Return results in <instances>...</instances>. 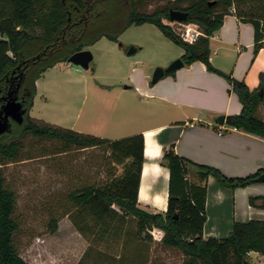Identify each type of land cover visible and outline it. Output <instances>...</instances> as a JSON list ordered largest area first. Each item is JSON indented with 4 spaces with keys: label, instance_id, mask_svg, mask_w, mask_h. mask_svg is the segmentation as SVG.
I'll return each mask as SVG.
<instances>
[{
    "label": "trees",
    "instance_id": "trees-1",
    "mask_svg": "<svg viewBox=\"0 0 264 264\" xmlns=\"http://www.w3.org/2000/svg\"><path fill=\"white\" fill-rule=\"evenodd\" d=\"M105 1L0 0V88L4 89L5 96L8 88L4 87L2 79L11 73L21 60L31 59L39 51L54 43L60 44L64 31H67L66 37H69L67 43L63 44V49L67 48L64 50L67 52L66 55L42 66L33 75L31 93L24 106L27 109L24 123L20 125L13 122L12 126H23L24 133L34 137L61 140L65 146L87 148L106 145L110 150L111 160L122 165L123 171L120 175L114 174L102 184L85 185L68 194L69 202L81 216L92 214L96 219H102L110 216L112 207L117 206L126 215L138 220L142 233L146 228H161L164 231L162 242L183 252L185 260L181 264H249L245 261L251 251L264 256V220L235 221L226 237H203V227L207 218L208 178L213 176L221 185L230 188L245 187L259 183L257 179L264 174V168L245 176H227L214 166L180 156L171 146L165 151L161 161L170 172L168 206L165 211L152 213L138 206V187L144 162L142 133L119 139L102 138L44 121V124H39L29 114L33 106L36 79L48 67L60 61H67L72 53L82 50L81 47H73L68 51L70 45L83 40L86 33V36L94 34L96 30L88 44H94L102 36L117 40L118 33L126 27L149 23L155 25L164 36L184 50L181 58L185 64L202 61L209 72L218 74L228 81L242 104L239 114L226 116L225 123L228 127L264 138V119L257 115V110L264 103L263 79L259 88L251 90L243 80L215 68L210 62L209 41L214 31L221 27L225 15L230 14V9L233 8L234 14L241 21L254 25V52L257 54L264 43V0H175L173 7H164L151 13H139L132 6L128 20L115 32H110L105 27H96L97 16ZM130 1L133 4V1ZM183 4L186 5L182 6ZM174 8L188 13L184 23H193L202 29L203 35L196 41L188 42L183 39L171 24L163 21L170 20L169 11ZM78 10L86 13L89 11L85 17L88 26L83 23L77 24L80 20ZM91 28L94 29L90 31ZM173 73H167L165 76ZM22 148L23 143L19 139L7 141L3 139V135L0 136V164L4 160L17 159ZM191 172L195 173L196 182L190 178ZM258 200H263L264 207L263 196L250 197V204L256 205ZM15 203V193L7 187L0 167V264H30L19 254L13 241L18 228L12 217ZM75 226L80 233L85 234L84 226L77 221Z\"/></svg>",
    "mask_w": 264,
    "mask_h": 264
},
{
    "label": "rangeland",
    "instance_id": "rangeland-1",
    "mask_svg": "<svg viewBox=\"0 0 264 264\" xmlns=\"http://www.w3.org/2000/svg\"><path fill=\"white\" fill-rule=\"evenodd\" d=\"M132 1L133 4L130 0H106V4L103 3L106 8L102 5L97 16L96 27L115 32L128 20L132 6L139 13H151L164 7L171 8L175 2ZM163 21L171 24L188 42H194L192 33L196 30L202 32L193 23ZM96 32L68 47V51L81 47L93 53L89 69L67 61L59 68L46 69L39 81L35 106L29 113L35 117L34 121L70 128L75 123L78 126L83 124L85 116L93 119L97 96L87 82L92 78L112 85L110 99L118 95L120 101L113 111L114 119L122 114L119 107L123 103L132 105L131 113L135 116L148 105L136 99L133 88L124 89L125 85L131 86L129 78L135 73L132 72L133 67L153 75L157 67H167L184 53L180 46L149 23L126 27L118 33L117 41L102 37L99 43L88 44ZM64 35L63 32L61 38L68 41ZM131 46L138 49L128 55L127 50ZM64 50L67 48L64 47L58 57L66 55ZM58 57L42 63L41 67ZM257 115L264 119V103L257 110ZM224 125L228 127V124ZM109 135L119 137L115 133ZM3 139H19L23 143L20 156L15 160L1 161L0 167L7 187L16 197L12 217L18 228L14 233V245L30 264H181L185 260L179 248L162 242L164 231L161 228H146L142 233L138 220L117 206L112 207L110 216L96 219L92 214L81 216L71 205L69 193L85 185L102 184L114 174L122 173V165L111 160L106 145L87 148L65 146L58 139L24 133L23 126L18 125H13L9 132L3 134ZM75 221L84 226L85 234L78 231ZM247 262L264 264V256L250 252Z\"/></svg>",
    "mask_w": 264,
    "mask_h": 264
},
{
    "label": "crops",
    "instance_id": "crops-1",
    "mask_svg": "<svg viewBox=\"0 0 264 264\" xmlns=\"http://www.w3.org/2000/svg\"><path fill=\"white\" fill-rule=\"evenodd\" d=\"M254 33L252 23L241 21L231 12L225 15L221 27L209 38L211 64L243 80L251 90L259 88L262 79L264 81V43L255 54ZM102 37L94 44L99 43ZM65 63L60 61L48 68L56 69ZM45 71L35 81L33 106L29 113L35 106L39 81ZM134 71L129 78L131 86L125 85L124 89L133 88L136 99L148 105L143 111L133 116L132 105L123 103L119 107L122 114L114 119L113 111L120 101L118 95L110 99L112 85L92 78L87 82L97 96L94 118L85 116L83 124L78 126L75 123L69 129L108 139L137 133L144 135V162L138 187L140 208L152 213L167 209L170 172L161 161L171 146L180 156L214 166L227 176H245L264 168L263 137L213 120L219 114H239L242 104L228 81L209 72L204 62L185 64L156 84H151L152 75L144 69L133 67ZM227 128L230 130L219 133ZM109 133L119 134V137H110ZM190 178L197 181L194 172ZM255 196L264 197V182L230 188L210 176L203 237H226L235 221L264 220L263 200L256 201V205L250 204V197ZM251 253L258 254L256 251Z\"/></svg>",
    "mask_w": 264,
    "mask_h": 264
},
{
    "label": "water",
    "instance_id": "water-1",
    "mask_svg": "<svg viewBox=\"0 0 264 264\" xmlns=\"http://www.w3.org/2000/svg\"><path fill=\"white\" fill-rule=\"evenodd\" d=\"M214 3V2H211ZM171 22H183L188 18V13L184 10L170 9L169 11ZM137 47L131 46L127 50V54L131 55L137 51ZM93 53L89 49H83L72 53L68 58L67 62L80 66L87 70L90 67V63L93 61ZM185 62L183 59L177 58L167 67H157L152 75L151 84L159 82L167 73L176 72L183 68ZM263 92V89L261 90ZM262 95V94H261ZM27 109L24 107L22 101H19L17 97L10 95L4 103L0 105V136L9 132L13 122L17 124H23L25 120V114ZM226 116L219 114L213 117V120L217 124H224ZM258 182H264V174L258 177ZM247 263V261H245Z\"/></svg>",
    "mask_w": 264,
    "mask_h": 264
},
{
    "label": "flooded vegetation",
    "instance_id": "flooded-vegetation-1",
    "mask_svg": "<svg viewBox=\"0 0 264 264\" xmlns=\"http://www.w3.org/2000/svg\"><path fill=\"white\" fill-rule=\"evenodd\" d=\"M87 13H89V11ZM87 13L78 10L80 20L79 22H77V24L83 23L85 24V26H88V23H86L85 21ZM69 20H71V18H69ZM93 29L94 28H91L90 31H92ZM64 33V36L66 37L67 31H64ZM61 43L65 45V43H67V40L63 37ZM61 43H54L52 46H48V48L42 50L39 54L35 55L31 59L21 60L18 65L11 71V73L5 75L2 81L4 83V87L8 88V93L7 96H5L3 94L4 89L0 88V105L4 103L10 95H12L13 97H17L19 101H22L24 106L26 105L28 101L27 98L31 93V81L34 75L33 73L41 67L42 63L47 62L52 58L58 57V55L63 50V44L61 45Z\"/></svg>",
    "mask_w": 264,
    "mask_h": 264
},
{
    "label": "built area",
    "instance_id": "built-area-1",
    "mask_svg": "<svg viewBox=\"0 0 264 264\" xmlns=\"http://www.w3.org/2000/svg\"><path fill=\"white\" fill-rule=\"evenodd\" d=\"M233 12H234V10H233ZM200 35H203V33L200 32L199 30H196L194 33H192V37L194 38V41H195ZM183 39H185V38H183ZM185 40H186V39H185ZM190 42H193V41H190ZM232 129H236V128H233V127H232ZM228 130H230V128L222 129V130L219 131V133H220V134H223V133H225V131H228Z\"/></svg>",
    "mask_w": 264,
    "mask_h": 264
}]
</instances>
